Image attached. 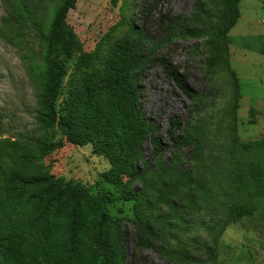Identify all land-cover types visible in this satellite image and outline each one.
Returning <instances> with one entry per match:
<instances>
[{"label":"rangeland","instance_id":"374dc122","mask_svg":"<svg viewBox=\"0 0 264 264\" xmlns=\"http://www.w3.org/2000/svg\"><path fill=\"white\" fill-rule=\"evenodd\" d=\"M63 3L0 0V178L3 169L17 168L26 176L54 175L66 186L61 209L68 221L77 211L81 233L71 264H100L106 255L117 264H264V208L240 215L233 206L250 204L245 184L264 156V103L257 100L263 93L249 69L264 66L255 49L264 34V0H241L229 35L235 0H72L62 22L71 35L51 52L49 34ZM236 44L241 59L232 55V63L241 86L230 63ZM150 45L155 53L148 62ZM161 60L185 76L192 97ZM56 71L62 75L57 120L48 124L46 93ZM129 89L165 143L160 157L172 156L179 136L195 137L204 148L208 192L196 213L183 205L184 215L163 230L156 209L141 204L138 213L134 201L121 197L124 183L142 182L122 176L120 163L154 162L149 135L134 127ZM61 116L73 123L77 142ZM182 147L186 167L202 165L191 159L193 143ZM43 189L27 194L38 200ZM1 195L10 227L21 230ZM160 208L163 216L171 213Z\"/></svg>","mask_w":264,"mask_h":264},{"label":"trees","instance_id":"16d2710c","mask_svg":"<svg viewBox=\"0 0 264 264\" xmlns=\"http://www.w3.org/2000/svg\"><path fill=\"white\" fill-rule=\"evenodd\" d=\"M71 2L72 0H64L53 22L48 39V47L51 52L58 43L71 35L70 31H66L62 27L63 19ZM239 3L240 0H235L238 12L234 21L229 25L228 34L240 15ZM261 38H264V36ZM145 52L148 62L152 61L151 56L155 53L154 48L150 45ZM161 63L167 75L175 82L178 88L184 94L192 97L194 92L185 76L168 61L161 60ZM232 71L235 73L240 86L236 71ZM55 73L54 80L46 93L47 104L50 108V113L46 114L49 118L48 124H53L57 120L54 101L59 93L62 75L57 73V71ZM128 94L129 103L135 115L133 117L135 118L134 127L141 135H149V140L153 146L152 155L154 162H150L141 168L128 160L120 163L122 176H127L129 180H140L142 182L141 187L136 186L134 188H128L127 184L124 183L121 189V197L124 200L134 201L138 213L142 208L141 204H146L151 209H156L159 214L156 222L161 225L160 230H163L166 226H172L174 219H179L181 218L180 215H184L183 205L189 208L191 214L196 213L199 209V203L202 202L201 195L208 192L206 189V169L200 160L204 148L195 137L179 136L178 139H173L172 156L170 158L160 157L164 151L165 143L156 133L157 126L153 121L145 122L143 117L140 116L139 99L135 92L129 89ZM172 120H174L173 117ZM60 123L65 127L69 140L77 142L73 134V123L71 120L61 116ZM191 143L196 148V153L192 155L191 159L199 161L203 168L200 164L191 167L185 166L180 152L183 145ZM262 159L254 164L255 169L253 168L250 179L245 184V190L249 195L247 202L250 204L244 205L245 208L242 206L238 207L236 201L233 202L234 209L238 210L240 215L244 211L250 212L255 208H264L259 207V205L264 204V159ZM37 186L44 188L43 193L36 196L38 200H33V196H28L27 194L28 189ZM0 191L1 197L5 200V205L10 209L11 214L18 216L17 220L21 228V230H17L10 227V214L4 211L0 200V214L2 215L0 224V255L3 259L1 261H6L7 264H71L74 256L79 254L77 245L80 242L81 233L76 224L77 211L68 221L63 215V209H61L65 196L67 197L66 186L54 175L33 174L26 176L19 172L17 168H6L2 170ZM111 195L105 194L104 198L113 199ZM41 201H45L46 204L42 208L34 210V207H40ZM162 205L171 210V213H168L167 216H163L161 212L160 206ZM195 207L198 208L194 209ZM150 219H153V217L151 216ZM145 226L154 235V231L151 229L152 225L146 224ZM144 241L146 242V238ZM24 244L29 247V254L23 249L22 246ZM96 257L97 255L92 256V260H95ZM105 259L100 264H117L116 260L109 259L107 255Z\"/></svg>","mask_w":264,"mask_h":264},{"label":"crops","instance_id":"0c3cea01","mask_svg":"<svg viewBox=\"0 0 264 264\" xmlns=\"http://www.w3.org/2000/svg\"><path fill=\"white\" fill-rule=\"evenodd\" d=\"M241 2V0H240ZM239 6H240V3H239ZM239 10H240V7H239ZM241 18V11H240V15L236 21V23L231 27L229 33L231 32V30L234 28V26L237 24L238 20ZM246 20V18L244 19ZM247 22V20H246ZM229 35V34H228ZM247 35V34H246ZM262 36H264V34H260L259 35V43H258V46L255 47V49L260 52L261 54L264 55V38H261ZM240 45H243V44H240ZM231 49V48H230ZM231 57H230V63H231V67L236 71L237 75H238V78H239V81H240V86H241V73L238 69L234 68L233 67V60H232V55H235V56H238L239 55V59H241L240 57V51L238 52V44H236L231 50ZM247 68L245 67H242V70H245ZM249 69H253V76H254V79H256V81H259V85L260 87L262 88V93L263 95H261L260 97H258V101L261 103L263 102L264 103V66L263 64L261 65H256L255 67H250ZM258 69H261V71H257ZM245 72V71H244ZM259 72V74L257 73Z\"/></svg>","mask_w":264,"mask_h":264}]
</instances>
